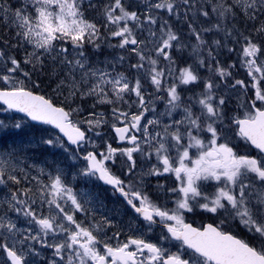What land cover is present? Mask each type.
Segmentation results:
<instances>
[{
	"label": "snow or ice",
	"instance_id": "obj_1",
	"mask_svg": "<svg viewBox=\"0 0 264 264\" xmlns=\"http://www.w3.org/2000/svg\"><path fill=\"white\" fill-rule=\"evenodd\" d=\"M0 113V264H264V0H0Z\"/></svg>",
	"mask_w": 264,
	"mask_h": 264
},
{
	"label": "rangeland",
	"instance_id": "obj_2",
	"mask_svg": "<svg viewBox=\"0 0 264 264\" xmlns=\"http://www.w3.org/2000/svg\"><path fill=\"white\" fill-rule=\"evenodd\" d=\"M10 115H12V114L11 113H0V119H5L6 116H10ZM17 115L22 116L20 114H17ZM13 118H19V117H14L13 116ZM37 154H39V150H38V153ZM36 162L38 163L39 160H37Z\"/></svg>",
	"mask_w": 264,
	"mask_h": 264
},
{
	"label": "trees",
	"instance_id": "obj_3",
	"mask_svg": "<svg viewBox=\"0 0 264 264\" xmlns=\"http://www.w3.org/2000/svg\"><path fill=\"white\" fill-rule=\"evenodd\" d=\"M101 58H102V57H101ZM14 117H20V116L17 115V114H15ZM36 125H37V124H36ZM37 127H41V125H37ZM42 127H46V128H47V127H49V126H46V125H45V126H42Z\"/></svg>",
	"mask_w": 264,
	"mask_h": 264
},
{
	"label": "water",
	"instance_id": "obj_4",
	"mask_svg": "<svg viewBox=\"0 0 264 264\" xmlns=\"http://www.w3.org/2000/svg\"><path fill=\"white\" fill-rule=\"evenodd\" d=\"M18 114H21V113H18ZM21 115H23V114H21ZM32 123H34V124H38V122H32ZM39 125V124H38Z\"/></svg>",
	"mask_w": 264,
	"mask_h": 264
},
{
	"label": "flooded vegetation",
	"instance_id": "obj_5",
	"mask_svg": "<svg viewBox=\"0 0 264 264\" xmlns=\"http://www.w3.org/2000/svg\"><path fill=\"white\" fill-rule=\"evenodd\" d=\"M153 183H155V181H153Z\"/></svg>",
	"mask_w": 264,
	"mask_h": 264
}]
</instances>
